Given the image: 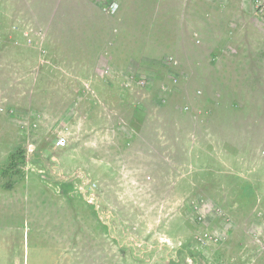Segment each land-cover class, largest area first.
Wrapping results in <instances>:
<instances>
[{"label": "rangeland", "instance_id": "374dc122", "mask_svg": "<svg viewBox=\"0 0 264 264\" xmlns=\"http://www.w3.org/2000/svg\"><path fill=\"white\" fill-rule=\"evenodd\" d=\"M182 1L116 0L114 22L88 1L116 33L168 14L200 42L128 70L100 17L38 75L0 45V264L26 228L23 264H264V0Z\"/></svg>", "mask_w": 264, "mask_h": 264}, {"label": "crops", "instance_id": "0c3cea01", "mask_svg": "<svg viewBox=\"0 0 264 264\" xmlns=\"http://www.w3.org/2000/svg\"><path fill=\"white\" fill-rule=\"evenodd\" d=\"M88 1L91 0H0V45L6 48L9 47L8 45L21 47L16 48L17 54L18 51L24 49L22 54L24 56L28 54L27 60L34 62L31 71L36 75L39 74V69L42 68L40 64L43 61H52L50 57L55 52V46L70 47L72 43L84 42L89 16H91V22L96 17L101 18V22L95 23L97 33L99 29L101 30L100 35L103 32L105 34L104 37L100 36L101 42L108 43L106 45L110 46L108 47L110 56L118 63L119 67L126 70L140 61L158 60L168 52L181 53V46L186 43L189 44V48L200 45V42L195 44L192 39L185 41V27L183 29L182 25L177 23V18L175 22L172 21L174 18L168 14L163 16L165 22L162 27H159L162 30L154 31L155 36H151L150 33L148 35L149 30L146 25H139L137 30H131V26H129L126 28L128 32L126 33L124 30L125 32H121V34L122 27L119 25V32L116 33V28H111L112 24L106 27L107 23L105 19L103 20L104 11L97 8L89 10ZM171 1L166 0L168 8L172 7ZM180 2L183 5V1L180 0ZM115 14L116 12L111 15L113 22L114 18L119 20L118 15L115 16ZM126 22L129 20H125L121 24ZM187 30L190 32V29ZM168 36H172V40L168 39ZM24 56L22 57L24 58ZM17 60L20 62L23 59L17 56ZM17 76L19 77L18 74ZM41 183L34 184L36 191L46 188L45 183ZM57 194L54 192L55 196ZM8 231H22V229L13 228ZM33 231L30 228L23 229V237L22 235L19 237L22 238V241L24 239V245L18 244L17 252L13 253L7 261H10L11 264H23L26 263V260L31 261L35 254H42V251L35 252L39 246L32 245L34 242L30 239V234ZM50 249L54 248H47L44 252H52Z\"/></svg>", "mask_w": 264, "mask_h": 264}, {"label": "built area", "instance_id": "2783aa9c", "mask_svg": "<svg viewBox=\"0 0 264 264\" xmlns=\"http://www.w3.org/2000/svg\"><path fill=\"white\" fill-rule=\"evenodd\" d=\"M101 3L103 5L104 9L109 10L110 13L115 12V10L117 9L116 7H118L116 0H101L100 5H101ZM174 62H176V61H174ZM139 82H140V85L141 84L144 85L145 81L141 80ZM58 143L61 146H65L67 144V138L66 137H60L58 140Z\"/></svg>", "mask_w": 264, "mask_h": 264}, {"label": "trees", "instance_id": "16d2710c", "mask_svg": "<svg viewBox=\"0 0 264 264\" xmlns=\"http://www.w3.org/2000/svg\"><path fill=\"white\" fill-rule=\"evenodd\" d=\"M24 152L25 149L23 147H17L13 152H11L8 157L7 169H12L18 164L19 155H22V157L25 158Z\"/></svg>", "mask_w": 264, "mask_h": 264}]
</instances>
